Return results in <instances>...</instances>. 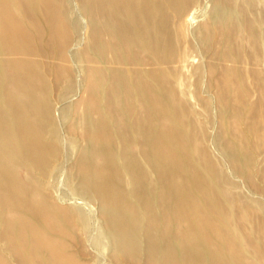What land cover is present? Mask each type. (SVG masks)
Here are the masks:
<instances>
[{
    "label": "rangeland",
    "instance_id": "1",
    "mask_svg": "<svg viewBox=\"0 0 264 264\" xmlns=\"http://www.w3.org/2000/svg\"><path fill=\"white\" fill-rule=\"evenodd\" d=\"M22 1L0 0V183L4 179L0 196L8 197L0 204V264L41 261V251L51 264H149L151 260L160 264V252L153 258L148 251L134 254L115 248L105 233L96 195L114 179L119 183L112 189L129 190V176L115 169L112 157L133 154L139 160L137 145L128 141L143 139L133 137V131L118 136L108 110L128 119L130 103L142 93L127 90L125 84L121 96L109 92L106 106L96 104L104 93L96 75L101 68L96 62L101 59L93 45L96 35L87 13L90 1ZM216 2L188 0L181 16L182 28L195 31L175 36L169 51L173 60L187 56L186 63L174 64L178 75L174 84L182 103L172 108L178 121L170 124L180 126V138L197 141L198 152L220 172L218 180L207 187L211 192L201 209L199 202L190 206L203 212L209 210L211 200L218 205L211 225L231 234L233 250L232 256H226L223 234L209 235L210 247L205 252L210 257L205 264H224L225 258H233L235 264H264V257L256 259L261 252L264 256V94L256 92L247 62H231L236 49L222 44V27L219 31L198 29L213 21L210 15ZM261 3L254 7L262 18ZM50 7L58 13L48 20L43 12ZM235 14L231 10L223 26ZM210 64L216 67L214 71L209 70ZM102 69V75L109 77L126 65L106 64ZM222 70L226 71L223 77ZM135 105L134 111L142 114L144 109ZM111 138L117 146L100 142ZM141 160L136 164L144 174ZM106 163L117 172L104 174ZM189 182L182 186L187 188ZM17 209L23 210L20 216ZM169 224L171 234L162 236L176 240L179 225L176 220ZM244 229L249 236L243 234ZM157 235L161 237V232ZM176 245L169 248V264H184ZM15 250L31 254L30 260ZM195 253H201L199 248Z\"/></svg>",
    "mask_w": 264,
    "mask_h": 264
},
{
    "label": "bare ground",
    "instance_id": "2",
    "mask_svg": "<svg viewBox=\"0 0 264 264\" xmlns=\"http://www.w3.org/2000/svg\"><path fill=\"white\" fill-rule=\"evenodd\" d=\"M85 1H90L87 13L96 35V44L93 45L101 59L96 62L101 67L97 68L99 74L96 75L104 84L103 87V84L99 87L104 96L96 100V104L106 106L109 99L107 94L110 92L121 96L123 92L120 93V91H123L124 85L127 84L125 86L127 90L142 93L136 102L144 109L142 114L135 112L136 102H131L128 119L120 118L116 111L108 110L112 121L111 128L117 131L118 136H127L129 131H133V137L143 139L137 142L130 140L128 143L137 145V157H141L146 172L143 174L139 167L137 168L136 162L140 159H136L133 154L129 158L121 154L117 157L113 155L112 162L115 163V169L124 172L125 176L128 175L130 183H128L127 192L123 189H112L111 187H116L119 183L117 179H114L109 182L111 185L108 184V188L98 190L99 192L96 193L106 235L119 251L127 250L134 254L139 251H148L153 258L160 252L158 256L160 264L170 263L169 248L173 249L176 244V247H179L178 256L180 260L183 258L184 264H205L210 257L205 252L207 247H210L207 236L223 234L225 238L223 249L227 251L226 256L228 254L232 256L233 246L229 242L231 234L213 227L212 219L218 210V205L211 200L209 210L206 209L203 212H196L190 206L194 202H199L201 209V203L208 199L211 192L208 188L218 180L220 175L218 166L202 157V151L198 152L196 148L197 141L189 142L187 136L185 139L180 138L181 135L178 132L181 128L178 124L175 126L170 124L172 120H176L172 114V108L182 103L174 84L175 78L178 77L175 73L177 67L175 68L174 64L186 63L187 56L179 55L175 60L168 56H171L169 51L175 36H190L195 31L194 29L191 31L189 26L182 28L180 23L181 16L184 15L188 6V0ZM20 2L23 1L20 0ZM258 2H262L259 9L263 10L264 0H217L215 12L210 15L213 21L199 26L198 29L217 31L219 27H222V44L223 42L231 44L236 49L231 62L233 64L247 62L256 80V92L264 94V11L261 18L259 10L254 7ZM233 9L236 13L235 18L228 20L224 24V29L223 20ZM43 13L48 20H51L58 11L50 7L45 8ZM15 51L14 54H17V50ZM108 54H110L109 60L105 59ZM106 64H114L116 67L126 65V69L118 74H108L109 77H107L101 73L104 72L102 68ZM210 66H207L210 67L209 70L214 71L216 67L212 64ZM220 75L225 76L226 71L222 70ZM83 101L87 102L86 99ZM149 126L156 127L161 132L151 128L150 130ZM100 142L114 144L115 140L102 139ZM43 144L45 143H41ZM119 147L122 149L125 146ZM121 149L119 148L118 151ZM105 156L109 159L108 155ZM14 157L18 159L20 154H15ZM107 165L109 163H106L103 169L104 174L107 173L110 176L111 172H117L109 170ZM148 165L150 169L147 168ZM150 177L151 179L143 184V180ZM99 180L98 184H100ZM188 181H192V184L187 188L186 185L182 186ZM3 183L4 179H1L0 185ZM204 188L207 189L204 190ZM7 199L8 197L1 195L0 204L6 203ZM27 208L30 209L31 206ZM22 212L23 210L17 209L15 213L20 216ZM171 220H176V224L179 225V229L174 232L176 240L162 236L171 234L169 232ZM237 220L238 217L235 219L236 223ZM261 228L263 230L264 225H261ZM157 232H161V237L157 235ZM237 232L240 235V226ZM243 234L249 236L246 229L243 230ZM184 237H187L189 241H185ZM188 243H190L189 246ZM196 248H199L201 253L195 256ZM15 251V254H19L24 260H30L31 254L22 255L20 251ZM37 253L38 251L35 252ZM191 253H195L193 255L195 257L189 260ZM262 253L256 257L257 260L264 257ZM45 255L41 251L39 258L41 261L37 259L29 263L51 264L50 258ZM149 264L154 263L151 260ZM224 264H235V261L233 258H225Z\"/></svg>",
    "mask_w": 264,
    "mask_h": 264
}]
</instances>
